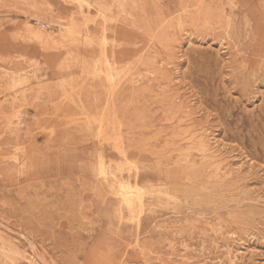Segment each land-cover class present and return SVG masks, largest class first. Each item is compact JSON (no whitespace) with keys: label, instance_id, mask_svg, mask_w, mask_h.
Masks as SVG:
<instances>
[{"label":"rangeland","instance_id":"obj_1","mask_svg":"<svg viewBox=\"0 0 264 264\" xmlns=\"http://www.w3.org/2000/svg\"><path fill=\"white\" fill-rule=\"evenodd\" d=\"M0 107V264H264V0H0Z\"/></svg>","mask_w":264,"mask_h":264},{"label":"bare ground","instance_id":"obj_2","mask_svg":"<svg viewBox=\"0 0 264 264\" xmlns=\"http://www.w3.org/2000/svg\"><path fill=\"white\" fill-rule=\"evenodd\" d=\"M72 1V0H71ZM74 1H76L77 2V4L78 5H81L82 3H85V0H74ZM125 1V0H124ZM75 3V2H74ZM87 3V2H86ZM133 3V2H132ZM135 3V2H134ZM83 5H85V4H83ZM88 6V5H87ZM135 6V5H134ZM96 7H97V9H96V13L98 14V16L101 18V20L103 21V22H105L106 20H107V18H108V14H110V11H109V9H107L105 6L103 7L101 4H97L96 5ZM81 8V7H80ZM88 9V8H87ZM224 14V13H223ZM97 17V16H96ZM71 20H73V19H71ZM70 20V21H71ZM112 21V20H111ZM113 22H114V20H113ZM37 23H38V21H37ZM110 23V22H109ZM115 23V22H114ZM39 24V23H38ZM66 24V23H65ZM41 25V24H40ZM111 25V24H110ZM85 26V25H84ZM212 27V26H211ZM61 28V27H60ZM86 28V27H85ZM217 29V28H216ZM32 32H33V37H39V36H42V37H44V36H49V34L50 33H47V32H42V31H40L39 29H30ZM60 30H62V31H64V32H66L67 34H69V35H73L74 34V25L72 24V23H69V24H67V25H64L63 26V28H61ZM87 30V29H86ZM87 35H88V33H87ZM92 37H94V36H92ZM102 37V36H101ZM97 39V38H96ZM102 39H103V37H102ZM101 39V40H102ZM85 40H86V38H85ZM88 40V39H87ZM98 40V39H97ZM89 41V40H88ZM90 42H92V41H90ZM98 42V41H97ZM103 42H104V44H106L107 43V40L104 38L103 39V41H102V44H103ZM87 44V43H86ZM92 44V43H91ZM99 44H100V42H99ZM114 44V43H113ZM107 45V44H106ZM106 45H104V46H106ZM100 47V46H99ZM102 48V47H101ZM236 50V49H235ZM205 54H207V53H205ZM85 61V60H84ZM110 63L109 62H107V65H109ZM95 65V64H94ZM84 67V66H83ZM109 67V66H108ZM95 68V67H94ZM95 69H97V68H95ZM94 69V70H95ZM88 71V70H87ZM100 71H101V68H100ZM95 72V71H94ZM93 72V73H94ZM99 72V71H98ZM97 72V73H98ZM92 73V74H93ZM102 73V72H101ZM124 74V73H123ZM122 74V75H123ZM261 74V73H260ZM115 75V74H114ZM99 76V75H98ZM108 76H110L111 77V74H108ZM54 77V76H53ZM100 77V76H99ZM98 77V78H99ZM118 77V76H117ZM55 78V77H54ZM94 78H97V76H96V74H95V77ZM97 78V79H98ZM119 78V77H118ZM106 79V78H105ZM110 79V78H109ZM108 78H107V80H109ZM66 81V80H65ZM111 81V80H110ZM63 82V81H62ZM107 82V81H106ZM61 84H63V83H61ZM65 84V83H64ZM66 86H67V84H66ZM46 90V89H45ZM40 93V92H39ZM37 95V94H36ZM17 98V97H16ZM20 105V104H19ZM207 105H209V104H207ZM23 106V105H22ZM2 107V106H1ZM0 107V108H1ZM38 108V107H37ZM212 108V107H211ZM12 109V108H11ZM19 109H20V107H19ZM13 111V110H12ZM21 111V110H20ZM19 111V112H20ZM18 114V113H17ZM13 115V114H12ZM11 116V115H10ZM17 116V115H16ZM14 117V116H13ZM229 117V116H228ZM17 119V118H16ZM9 120V119H8ZM89 127V126H88ZM87 129H89V128H87ZM89 131V130H88ZM92 131V130H91ZM43 133V132H42ZM244 148V147H243ZM257 156H258V154H257ZM103 164V163H102ZM101 174H103V175H105V171L102 169V171H101ZM114 186L116 187V188H118V190H117V192H116V194L118 195V197H119V199L121 200V202H122V204H124V206L130 211V213L134 216V218L135 219H137V222H138V219H139V215H140V212H138V213H136L134 210V208H135V204L136 203H138L139 204V206L142 204V201H141V199H138V197H136L134 194H133V191L134 190H136V188H137V185L136 184H134V185H132V183H131V181L130 180H116V181H114ZM137 201V202H136ZM135 214H137V215H135ZM7 255H9V253H7ZM16 256V255H15ZM7 260V259H6ZM31 263V262H30Z\"/></svg>","mask_w":264,"mask_h":264}]
</instances>
